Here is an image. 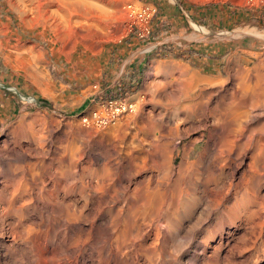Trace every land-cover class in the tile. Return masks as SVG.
<instances>
[{"label":"bare ground","instance_id":"bare-ground-1","mask_svg":"<svg viewBox=\"0 0 264 264\" xmlns=\"http://www.w3.org/2000/svg\"><path fill=\"white\" fill-rule=\"evenodd\" d=\"M37 1L51 28L104 13ZM246 34L258 33L228 37ZM150 75L146 88L186 98H159L135 131L130 113L101 139L53 117L0 118V264H264V58L217 98H191L209 80L179 61Z\"/></svg>","mask_w":264,"mask_h":264},{"label":"rangeland","instance_id":"rangeland-1","mask_svg":"<svg viewBox=\"0 0 264 264\" xmlns=\"http://www.w3.org/2000/svg\"><path fill=\"white\" fill-rule=\"evenodd\" d=\"M87 1L104 10L96 26L66 23L51 28L40 2L36 10L27 0H0V118L6 124L21 114H38L45 120L67 121L72 128L101 139L127 114L102 126L81 120L98 102L109 100L102 96L107 88L134 104L129 129L135 131L145 111L162 109L164 102L159 98H186L177 87L168 89L166 95L145 87L154 78L148 58L179 61L202 79L217 74L223 81L194 86L191 98L220 97L235 82L237 69L251 68L264 58V0ZM127 4H148L155 9L145 36H138V22L127 13ZM193 24L210 35L203 38ZM243 26L258 34L228 37ZM140 58L144 59L138 69ZM40 99L46 100L49 109L40 107L44 102ZM188 140L184 138L182 144ZM203 143L196 144L194 154ZM78 145L84 146L81 138Z\"/></svg>","mask_w":264,"mask_h":264},{"label":"built area","instance_id":"built-area-1","mask_svg":"<svg viewBox=\"0 0 264 264\" xmlns=\"http://www.w3.org/2000/svg\"><path fill=\"white\" fill-rule=\"evenodd\" d=\"M219 2L226 0H206V2ZM251 2L252 0H245ZM127 13L138 22L137 34L139 37H143L149 33V19L154 12V8L148 4H142L138 7L132 4H127ZM121 99H109L102 100L92 108L88 114L81 116V120L85 123H93L97 126L106 125L110 122H114L119 116L125 113H130L134 110V104L126 101L124 98Z\"/></svg>","mask_w":264,"mask_h":264},{"label":"crops","instance_id":"crops-1","mask_svg":"<svg viewBox=\"0 0 264 264\" xmlns=\"http://www.w3.org/2000/svg\"><path fill=\"white\" fill-rule=\"evenodd\" d=\"M133 34H134V32H133ZM144 58H140L139 60H138V64H137V68L139 69V66L140 65H142V60H143ZM161 60H163L162 58H153V57H151V58H148L147 59V61H146V63H147V66L149 67V68H151L152 67V69H154V67H155V65H156V63L158 62V61H161ZM207 80H209V82L210 83H219L220 82V78H219V76L217 75V74H214V76L211 78V79H208L207 78ZM133 95V93L132 94H130V96H132Z\"/></svg>","mask_w":264,"mask_h":264},{"label":"trees","instance_id":"trees-1","mask_svg":"<svg viewBox=\"0 0 264 264\" xmlns=\"http://www.w3.org/2000/svg\"><path fill=\"white\" fill-rule=\"evenodd\" d=\"M140 76H141V74H138L137 75V77H138L137 79H139ZM139 82H140V80H137V87H139ZM120 95L121 94H119V93H116V92H112V91L107 90V88H104L103 89V92H102V96L104 98H109V99L118 98V97H120ZM40 101H44L42 104H40V107L41 108H47V109H49V106L46 104L47 103L46 100H41L40 99Z\"/></svg>","mask_w":264,"mask_h":264}]
</instances>
